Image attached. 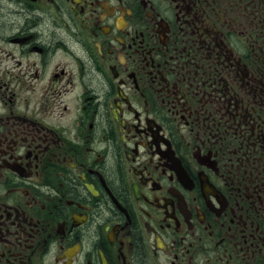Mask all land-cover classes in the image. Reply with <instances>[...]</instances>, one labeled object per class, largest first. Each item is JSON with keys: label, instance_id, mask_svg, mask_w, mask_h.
<instances>
[{"label": "flooded vegetation", "instance_id": "obj_1", "mask_svg": "<svg viewBox=\"0 0 264 264\" xmlns=\"http://www.w3.org/2000/svg\"><path fill=\"white\" fill-rule=\"evenodd\" d=\"M0 264H264V0H0Z\"/></svg>", "mask_w": 264, "mask_h": 264}]
</instances>
